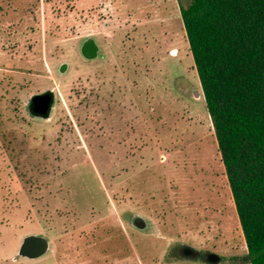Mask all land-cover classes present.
<instances>
[{
    "label": "rangeland",
    "instance_id": "rangeland-1",
    "mask_svg": "<svg viewBox=\"0 0 264 264\" xmlns=\"http://www.w3.org/2000/svg\"><path fill=\"white\" fill-rule=\"evenodd\" d=\"M180 5L0 0V264H250Z\"/></svg>",
    "mask_w": 264,
    "mask_h": 264
},
{
    "label": "trees",
    "instance_id": "trees-1",
    "mask_svg": "<svg viewBox=\"0 0 264 264\" xmlns=\"http://www.w3.org/2000/svg\"><path fill=\"white\" fill-rule=\"evenodd\" d=\"M179 6L250 264H264V0Z\"/></svg>",
    "mask_w": 264,
    "mask_h": 264
},
{
    "label": "water",
    "instance_id": "water-1",
    "mask_svg": "<svg viewBox=\"0 0 264 264\" xmlns=\"http://www.w3.org/2000/svg\"><path fill=\"white\" fill-rule=\"evenodd\" d=\"M99 47L95 40L91 37L83 41L80 47L81 56L87 60H95L98 56ZM67 64H62L59 68L60 73L66 72ZM54 104V95L51 91L44 92L33 96L28 105L30 106V114L37 118L48 119ZM49 249V241L43 236L29 235L23 238L18 249V256L21 258L35 260L45 255ZM210 259L211 262H218V258Z\"/></svg>",
    "mask_w": 264,
    "mask_h": 264
},
{
    "label": "flooded vegetation",
    "instance_id": "flooded-vegetation-1",
    "mask_svg": "<svg viewBox=\"0 0 264 264\" xmlns=\"http://www.w3.org/2000/svg\"><path fill=\"white\" fill-rule=\"evenodd\" d=\"M27 108L28 111L30 110V106L27 104ZM30 113V112H29ZM141 225H140V224ZM135 227L140 228V229H145L146 228V223L144 222V220H142L139 217H135L133 218V223H132ZM180 251L181 254H183V256H185L186 258H200L202 252H200V255L198 253L197 250H194L193 248H190L189 246H181L180 247ZM209 258L212 260L214 259V256L212 254H208Z\"/></svg>",
    "mask_w": 264,
    "mask_h": 264
}]
</instances>
